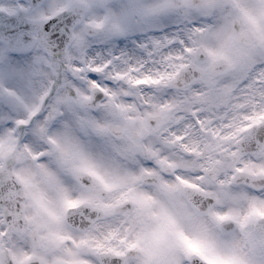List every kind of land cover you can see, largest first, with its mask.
Instances as JSON below:
<instances>
[{
	"label": "snow or ice",
	"instance_id": "obj_1",
	"mask_svg": "<svg viewBox=\"0 0 264 264\" xmlns=\"http://www.w3.org/2000/svg\"><path fill=\"white\" fill-rule=\"evenodd\" d=\"M0 264H264V0H0Z\"/></svg>",
	"mask_w": 264,
	"mask_h": 264
}]
</instances>
